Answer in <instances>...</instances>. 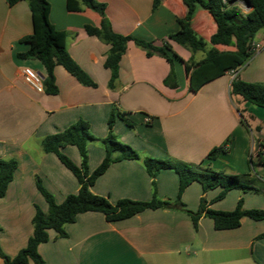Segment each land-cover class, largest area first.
<instances>
[{"label": "crops", "instance_id": "1", "mask_svg": "<svg viewBox=\"0 0 264 264\" xmlns=\"http://www.w3.org/2000/svg\"><path fill=\"white\" fill-rule=\"evenodd\" d=\"M98 1L105 3V16L115 32L157 45H163L169 34L179 30L178 17L188 11L182 0H160L156 7L155 0ZM49 2L51 23L66 33L69 54L97 85L81 83L59 64L54 68L57 93L38 91L25 82L21 75L25 67L36 70L43 79L47 75L39 59L19 55L29 48L21 38L33 31L29 2L0 0V158L18 161L6 194L0 197L3 251L14 257L33 234L37 206L48 211L37 178L57 203L79 191L77 177L55 153L44 151L43 139L79 119L87 120L95 137L87 146L92 172L106 155L102 139L109 133L108 120L115 110L124 113L134 126L116 117L114 134L140 158L111 163L91 186L94 193L112 203L122 198L153 199V178L145 167V157L250 174L261 191L231 189L224 198L214 200L221 187L203 192L201 183L193 181L181 196L184 209L174 205L145 209L118 221H108L99 211L80 213L75 222L65 225V237L50 229L49 240L39 244L45 264H264V219L243 216L239 227L216 229L213 219L203 215L195 229L187 211H197L202 196L215 210H233L241 198L245 209L264 208V166L256 146L258 142L264 144V107L230 94L233 79L264 83V28L253 39L262 49L238 69L235 78L227 72L198 91L189 88L185 62L201 60L203 51L192 52L168 39L178 54L169 52L177 77V87H171L165 83L171 70L167 58L147 56L130 40L119 63V75L110 87L111 69L104 65L110 44L85 29L88 24L100 26L103 16L85 5L81 11L69 10L67 0ZM235 3L243 15L251 10L238 0ZM192 26L205 38L217 29L213 16L202 7L197 8ZM223 145L228 148L226 152L207 159L212 148ZM61 151L81 165L75 145H65ZM117 155L119 152L113 153ZM154 180L157 197L175 203L177 172L162 169Z\"/></svg>", "mask_w": 264, "mask_h": 264}, {"label": "trees", "instance_id": "2", "mask_svg": "<svg viewBox=\"0 0 264 264\" xmlns=\"http://www.w3.org/2000/svg\"><path fill=\"white\" fill-rule=\"evenodd\" d=\"M10 4L18 0H8ZM188 7L187 14L178 17L179 30L168 35L173 40L192 52L203 51L204 58L199 61L185 62L186 72L189 77V88L198 91L205 83L216 79L232 69H237L245 64L253 55L251 42L256 33L264 28V0H249L252 8L243 15L235 3L236 0H182ZM32 14L33 31L21 38V42L29 45L26 52L19 55L24 58L39 59L45 69L46 77L43 79L44 91L57 93L54 68L56 65L64 66L69 73L85 85L96 86L94 80L77 64L67 50L66 33L58 30L50 21L49 0H28ZM160 0L154 1V7ZM83 5L99 12L103 18L100 26L86 25L88 34L95 35L110 44L104 65L111 69L109 86H114V81L119 75V63L127 49L128 41H134L146 51L147 56L159 54L167 58L171 64V70L165 79V83L171 87H177V77L173 65V51L169 40L163 45H157L153 41H147L134 35H123L115 32L111 23L105 16V3L98 0H67V7L72 11H81ZM198 7L206 9L214 18L217 29L209 37L200 35L192 26V18ZM219 46H222L220 48ZM231 96L240 95L244 100L264 107V83L249 82L242 79H233L230 86ZM242 115V110H239ZM116 117L125 120L129 126L134 123L126 118L124 113L113 111L108 120L109 133L102 139L105 145L106 155L100 165L92 172L88 168V142L95 139L90 132V124L87 120L79 119L67 129L46 136L43 141L45 152L55 153L61 162L69 168L77 177L80 184L78 193L69 194L62 203H57L53 195L43 186L37 178V187L48 203V211H43L37 206L33 217V234L27 245L20 249L14 257L8 256L0 245V257L2 264H45L38 251L39 244L49 240V230L54 229L59 237L67 235L65 225L76 221L80 213L87 211L102 212L108 221H118L130 218L145 209L167 208L177 206L184 209L185 204L181 196L186 187L193 181L202 185L203 192L221 187V191L214 200H220L231 189L243 191H261L257 186L256 178L250 174H230L215 170L209 166L190 164L182 161H171L153 157L143 159L149 175L153 178L154 197L149 201L122 198L112 203L107 197L94 193L91 186L102 175L111 163L121 159H138L139 153L130 145L118 140L113 132ZM244 122V120H243ZM65 145H75L81 155V165L61 151ZM226 145L214 147L207 154V159L213 160L221 152L227 151ZM114 152L119 155L113 156ZM259 162L264 166V152L258 151ZM18 161L15 158H0V197L6 194L9 183L13 180ZM162 169H174L179 175V190L175 203L170 200L159 199L156 195L155 176ZM191 216L194 228L198 227L201 216L206 215L213 219L216 229H232L241 225V218L248 216L254 220L264 219V208H243V199L238 201L235 209L229 211L215 210L208 206L204 196L200 199L197 211L187 210Z\"/></svg>", "mask_w": 264, "mask_h": 264}, {"label": "built area", "instance_id": "3", "mask_svg": "<svg viewBox=\"0 0 264 264\" xmlns=\"http://www.w3.org/2000/svg\"><path fill=\"white\" fill-rule=\"evenodd\" d=\"M224 2H227V0H224ZM243 3L244 6H247L244 1H240ZM262 49V44L259 42L252 41L251 42V51L252 55L256 54ZM241 68V67H239ZM232 69L228 71V73L231 74L233 78L236 77L238 69ZM21 75L24 78L25 82H27L29 85H31L33 88H35L38 91H43L44 90V83H43V78L40 75L39 72H37L34 69H31L29 67H25L21 70ZM257 149L258 151L261 150L264 152V144L262 142L257 143Z\"/></svg>", "mask_w": 264, "mask_h": 264}, {"label": "water", "instance_id": "4", "mask_svg": "<svg viewBox=\"0 0 264 264\" xmlns=\"http://www.w3.org/2000/svg\"><path fill=\"white\" fill-rule=\"evenodd\" d=\"M238 1H244L245 4L247 5V7L252 8V5H251V3H250L249 0H238ZM43 77H44V76L42 75V78H43Z\"/></svg>", "mask_w": 264, "mask_h": 264}, {"label": "rangeland", "instance_id": "5", "mask_svg": "<svg viewBox=\"0 0 264 264\" xmlns=\"http://www.w3.org/2000/svg\"><path fill=\"white\" fill-rule=\"evenodd\" d=\"M199 54H202V52H199ZM230 199V197H228V199L227 200H229ZM31 264H34V263H31Z\"/></svg>", "mask_w": 264, "mask_h": 264}]
</instances>
